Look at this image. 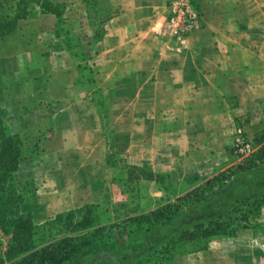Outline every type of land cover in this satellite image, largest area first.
<instances>
[{"label":"crops","instance_id":"0c3cea01","mask_svg":"<svg viewBox=\"0 0 264 264\" xmlns=\"http://www.w3.org/2000/svg\"><path fill=\"white\" fill-rule=\"evenodd\" d=\"M112 3V17L97 43V65L103 71L107 66L114 70L113 76L106 78L114 85L121 82L117 73L125 70L123 79L128 85L142 86L132 88L128 100L148 103L142 111L130 108L127 112L132 117L144 116L146 125L142 131L146 138L141 154L133 146L142 127L136 124L115 128L116 150L129 163L145 162L155 172L168 173L174 181L182 180L189 178L192 171H201L202 165L215 163L218 148L221 155L227 152V141L233 131L262 126L264 79L260 78V64L264 61V0H200L202 18L184 38L181 53L174 52L175 43L159 32L168 17V0H112ZM0 72V116H18L33 109L31 83L26 82L28 86L23 90L28 93H25L22 91L25 80L19 78L18 72L2 68ZM66 86L62 96L55 99L72 103L70 110L64 115L58 111L51 113L43 124L53 127L51 136L58 139L61 135L66 147L73 150L86 145L78 137L89 130L93 132V127L84 126L82 118L89 119L98 113L91 114L76 106L77 102L89 99L94 103L83 83L71 81ZM79 89L80 93L75 95L74 91ZM42 96L40 93L38 99ZM118 99L114 94L112 101ZM121 114L125 113L111 112L112 117ZM30 122L19 119V124L29 126L23 133L36 128ZM176 122L181 129L171 128ZM92 139L93 148L97 149L104 140L97 133ZM81 157L83 160L78 162L82 164L95 163L99 158L97 163L102 168L109 165L103 152L95 157L87 151ZM254 238L257 239H250L252 243ZM220 239L236 244L238 238H214L207 250L188 255L210 252L213 242ZM263 251L262 248L255 251L261 264H264ZM236 253L231 252V256L235 264H241Z\"/></svg>","mask_w":264,"mask_h":264},{"label":"rangeland","instance_id":"374dc122","mask_svg":"<svg viewBox=\"0 0 264 264\" xmlns=\"http://www.w3.org/2000/svg\"><path fill=\"white\" fill-rule=\"evenodd\" d=\"M99 1L102 14L113 13L112 0ZM16 2L17 0H0V18H4L7 14L13 15ZM54 2L59 5L61 16L43 12L38 8L36 16L19 20L12 33L0 38V68L9 70L10 73L18 72L19 78L25 80L22 91L28 86L25 85L26 82L31 83L29 92L34 91L33 99L30 101L33 103V109L26 108L28 112L24 111L18 116H0V120L9 132L19 134L23 140V159L17 173V185L25 197L23 209L33 215L37 224L54 218L59 212L77 209L87 204L99 205L90 217L91 222L88 223L93 224V227L115 222L112 208L120 202L129 206L138 204L142 211L148 212L169 200H174L219 172L244 162L258 150L259 145L254 142V137L257 132L264 129V123L259 129L241 127L233 131L231 140L227 141V152L221 155L218 148L215 163L202 165L201 171H192L191 176L186 175L189 178L178 181L165 178L161 182L141 180L132 187L133 185L127 183L126 171L121 166L129 161L116 150L114 133L115 128L123 129L136 124L142 127L138 129L141 132L136 137L138 145L135 144L133 147L136 152L140 154L143 152L140 148L144 147L146 138L142 131L146 125L144 116L132 117L127 113L130 108H132L130 111H142L148 107L147 102L128 100L131 89L134 87L140 89L142 86L128 85V81L123 79L126 75L125 70L117 73L121 78L118 84L114 85L113 81H109L110 83L106 81L107 77L113 76L114 70L107 66L108 68L103 71L97 65V43L100 39L98 40L94 35L96 27L88 19L83 0H54ZM163 27L164 25L159 30L161 35H163L161 33ZM163 37L173 41L164 35ZM174 52L180 53L176 50ZM260 78L264 79V61L260 64ZM71 81L83 83L88 97L94 101L92 103L89 99L88 102H77L76 106L82 107L85 112L91 114L98 113L97 116H91L89 119L87 116L82 118L84 126L93 127V132L89 130L78 137L86 145L73 150L66 147L61 135L58 139L51 136L50 131L54 129L53 127L43 124L51 113L58 111L64 115L70 110L72 103L62 99L57 101L55 97L62 96L67 89L66 83ZM103 81L106 84H102ZM80 91V89L74 91V94L77 95ZM40 93L43 96L38 99ZM114 94L118 95L119 99L113 102ZM24 102H27L26 99ZM113 110L125 114L112 117ZM19 119H30V124L35 125L36 128L23 133L22 131L29 126L24 127L22 123L19 124ZM180 127L176 122L171 128L178 130L181 129ZM96 133L104 139L98 149L93 148L95 143H91L92 138H96ZM240 135L248 137L255 143L249 155L235 153L233 150V142ZM87 151L93 152L95 157L102 156L103 152L106 160L107 155L111 154L119 163L118 169L109 166L110 164H105L102 168L97 163L100 161L99 158L95 163H79L78 160L80 161L81 156ZM139 165L147 168L151 166L145 162ZM173 167L182 168L180 165ZM79 218L78 216L77 219ZM61 225L62 222H59L52 228L54 238L64 234L60 231ZM235 237L238 238L236 244L235 241L224 243L222 239L214 241L210 252L193 255L177 253L171 264H235L231 256L233 251H237L236 255L240 257L237 259L241 264H261L255 251L258 248L264 249V207L260 214L252 219L250 228L240 231ZM251 237L257 239L254 238L255 241L252 243ZM11 243L12 235L0 229V255L6 263L11 261L8 259ZM155 259L156 255L150 253L144 257V263L131 261L129 264H159L155 263ZM98 264L116 263L101 260Z\"/></svg>","mask_w":264,"mask_h":264},{"label":"trees","instance_id":"16d2710c","mask_svg":"<svg viewBox=\"0 0 264 264\" xmlns=\"http://www.w3.org/2000/svg\"><path fill=\"white\" fill-rule=\"evenodd\" d=\"M83 2L90 23L96 27L94 35L101 40L112 12L102 14L99 0ZM38 8L62 15L54 0H17L15 13L0 18V38L12 33L19 20L36 16ZM254 142L259 148L244 162L148 212L138 204L120 202L112 208L115 222L93 227L88 223L99 205L87 204L37 224L23 209L25 197L17 185L23 140L0 120V229L12 235L8 249L11 261L6 263L0 255V264H98L101 260L144 263L150 253L156 255L155 263L171 264L177 253L205 251L214 238L237 236L250 228L252 219L264 207V129L255 134ZM113 157L107 155L108 164L118 166ZM121 166L132 187L141 180L171 181L170 174L150 167L131 163ZM59 222L64 234L54 238L52 228Z\"/></svg>","mask_w":264,"mask_h":264},{"label":"built area","instance_id":"2783aa9c","mask_svg":"<svg viewBox=\"0 0 264 264\" xmlns=\"http://www.w3.org/2000/svg\"><path fill=\"white\" fill-rule=\"evenodd\" d=\"M168 17L161 33L175 42V50L182 52L184 38L202 18L200 0H168ZM254 149L253 140L238 136L233 142L235 153L249 155Z\"/></svg>","mask_w":264,"mask_h":264}]
</instances>
